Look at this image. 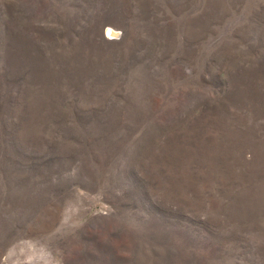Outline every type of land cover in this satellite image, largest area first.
<instances>
[{
	"label": "rangeland",
	"instance_id": "1",
	"mask_svg": "<svg viewBox=\"0 0 264 264\" xmlns=\"http://www.w3.org/2000/svg\"><path fill=\"white\" fill-rule=\"evenodd\" d=\"M0 264H264V0H0Z\"/></svg>",
	"mask_w": 264,
	"mask_h": 264
}]
</instances>
